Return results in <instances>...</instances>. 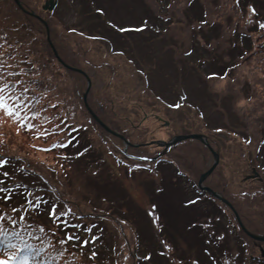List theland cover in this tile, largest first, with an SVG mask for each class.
<instances>
[{"label": "rangeland", "instance_id": "obj_1", "mask_svg": "<svg viewBox=\"0 0 264 264\" xmlns=\"http://www.w3.org/2000/svg\"><path fill=\"white\" fill-rule=\"evenodd\" d=\"M48 1L24 0L34 11L32 16L41 18L47 27L29 17L19 19L29 22V30L43 43L49 37L59 62L84 72L91 88L84 99L88 88L84 75L67 70L66 75L61 64L55 62L50 89L55 103L47 111V118L51 110L60 107L55 98L65 109L75 107L76 120L86 125L85 142L93 148L102 142L108 160L103 167L101 159L88 169L91 175H100L102 182L91 180L82 185L78 180L69 188L61 178L55 180L56 193L61 196L53 194L54 198L60 197L66 207L86 214V220L95 212L93 208L109 206L98 201V195L123 198L122 208L129 211L126 215L115 212L119 223L106 218L105 223L85 221L75 236L86 242V250L74 243L77 249L66 248V252L76 255L71 250L78 253L82 249L91 256L95 235H108L113 226L122 228L126 237L118 238L123 246L121 264L132 263L130 254L138 250L140 239L147 243L142 253L144 257L148 253L150 260L144 264H263L264 241L250 237L240 223L251 234L264 237V28L260 27L264 25V0H93L95 8L105 10L103 21L82 16L80 9L88 4L79 3V8L73 0H57L51 15L44 9ZM19 2L25 9L23 1ZM202 8L206 15L201 19ZM105 20L118 30L110 28ZM199 21L205 22L200 25ZM103 25L107 26L105 31L100 29ZM242 31L250 32L255 49H261V53L254 50L244 59L236 58L239 45L246 50ZM234 63L236 68L226 78H219L223 69ZM21 78L22 72L12 76L15 81ZM93 114L115 134L105 130ZM36 119L32 122L40 124L42 133L39 139H31L28 136H34L32 130L21 128L17 120L0 111V146L9 142L7 149L12 156L26 157L22 147L10 143L11 135L6 132H11L18 142L27 144L32 163L38 160L45 167L68 169L69 163L62 161L67 158L66 152L41 150L49 149L62 133L47 132L54 124L50 118L46 121L40 115ZM192 133L203 134L220 153L219 165L202 182V173L214 163L207 147L189 141L167 152L159 144ZM123 141L130 154L145 156L163 151L167 162L133 164L118 148L125 147ZM170 165L185 176H178ZM100 187L104 190L97 194ZM198 187L208 193L206 188L212 190L229 204L208 193L201 195ZM17 188L10 196L19 201L25 191ZM188 200H192L191 206ZM152 204L159 208L155 212L168 231V241L153 225ZM13 206L0 195L2 213L12 212ZM132 226L137 228V239ZM129 241L133 243L131 248L126 247ZM104 256L106 253L75 264H98ZM137 264L142 263L137 260Z\"/></svg>", "mask_w": 264, "mask_h": 264}, {"label": "trees", "instance_id": "obj_2", "mask_svg": "<svg viewBox=\"0 0 264 264\" xmlns=\"http://www.w3.org/2000/svg\"><path fill=\"white\" fill-rule=\"evenodd\" d=\"M7 1H9L11 5L7 3ZM22 1L24 3V0ZM73 1H76L75 6L79 8V3L88 4L83 5L84 7L80 9L82 12V16L91 15L92 19H96L98 21L102 20V17H104L105 10L102 8L94 7L96 1ZM24 5L25 9H21L16 4L15 0H0V37H2L0 38V45H3V47H0V49L3 50V53L0 54V59L4 60L5 62V66L2 71L5 74L11 72L15 73V75L22 72V78L19 81L12 80V76L7 75H5V79L9 85V89L13 90L15 95H20V93L24 89H27V91H24V102L26 105V109L21 110V116L29 117L30 119L27 122L34 125V128L32 130L34 136L30 137L29 135L28 137L31 139H39L42 133L39 130L40 124L32 122V120H37L36 118L40 115H42L43 120L47 119L46 121H48V119L50 118L49 120H51L54 124L50 127L49 131L47 132L50 134L61 132L62 135L59 136L58 141L51 142L48 148H52L51 150L61 149L59 147L53 146L64 144L65 141H68V145L62 149L63 152H66L67 158H64L62 161L66 164L69 163L68 165H70V167L66 169L67 171L59 173L56 167H45V165L43 166L42 161L37 160L32 163L29 160L30 158L28 159V154L30 153V150L28 151L25 148V145L27 144H22V142L20 141L18 142L16 137L13 136V133L6 132V134L11 135V137L9 138L10 143L17 144L18 149L22 147V149L26 153V157H21L20 155H15L17 157L12 156L10 150L7 149V145L9 144V142L3 146H0V195H13L16 189L10 191V194L7 192L8 190L12 189L9 188L11 184H18L14 181H19L21 180V178H26V176L27 178L30 177V180L35 183V195H29L27 198V202L24 201L27 210H25L20 204H18L16 206H13L12 212L2 213L0 210V215L4 216L6 226L9 227L11 225V222L8 218L9 216H11L12 219L17 221V230L22 232L24 231L26 225L31 224L32 227L28 228L27 231L32 232L34 236L40 235V233L38 232L39 228L44 229V233L41 239H32L25 234V239L28 240V243L31 244L33 248L40 250L39 254L36 255L35 258H29L28 264H75L77 260H95V258L98 259L103 256L104 253H106V256H104V258L100 261V263L98 262V264H121L123 246H120L118 238L119 236L120 238L126 237L123 235V230L118 227L113 228V226H111L110 232L107 233L108 235H104L102 234V232H98L95 235L92 241L95 242V251L93 250L89 252L91 256H88L87 252L84 253L82 249L81 252L78 253L75 250H71L72 252L76 253V255L69 254L66 252V248L68 250H70V247L77 249V247L73 246L74 243L78 244L79 248L82 247L86 250V242L83 241L81 238L76 237L75 234H79L80 228L85 226L87 221L91 220V223H105L104 218L109 220L112 219V221L115 220V217L117 218L118 214L115 212H123V214L126 215L129 213V211L124 210L122 208L124 200L123 198L115 197L113 195H98L95 196L97 200H101V202L104 203L106 206L108 203L109 206H107L106 208H100V206L98 208H93L95 209V212L93 213L92 217L89 218V220H86V214H82V212L80 211H74L73 208L60 206L61 201H59L58 198L57 200H55L52 190L54 185L56 184L55 180L63 178L64 182H66V185L69 188H72L73 184H75L78 180H82V185L90 184L89 182H91V180L102 182L100 175L98 176V174H95L93 176L90 174L88 169L90 167H94L95 164L100 163L101 159H104V162L102 161L103 167L104 164L108 162V160L106 158V151L104 150V147H102V142L98 147L94 148L93 144L85 142L86 137L84 129L86 125L85 123L83 124L76 120L75 107H68V109H65V107L62 106L60 101L55 98V100L57 101L56 104L60 105V107L58 108V110H51V115L49 118H47V111L50 110L52 104L55 103V101L53 100V96L51 95L50 89L51 85L54 82L53 66L55 65V62H59V59H57V57L55 56L48 41L43 43L42 39L37 36H34L33 31L29 30V22L24 21L23 23L21 21L23 17H29L31 20H33V22H35V20L36 22H41L38 18L32 16L31 13H33L34 11L30 10L25 3ZM49 14L53 15L54 12H49ZM202 15L203 16H201V19L204 17V15H206V11L203 10V8ZM19 17L21 20L19 19ZM160 18L161 16L156 18V21L158 22V19ZM205 21H199L198 24L202 25V23H204ZM105 22H107V25L110 28H113V30H118L111 22H108L106 20ZM140 26H143L144 29L148 28V25L141 24ZM100 29L105 31L107 29V26L103 25V27H101ZM69 32L77 35H79L80 33L77 30H69ZM242 33V44L244 45L246 50H243L242 46L239 45V48L236 50L238 51L236 58L244 59L247 53H252V51L254 50H256L255 53H261V49H255L256 46L250 37V32L242 31ZM87 36L90 37L92 35ZM57 37L58 35H55V40ZM41 45L42 49L40 47ZM47 48L51 49L50 53L45 52ZM233 48L234 44L232 45L231 49ZM60 64L63 67L62 69L65 70V72L67 70L79 73L74 69L66 68V66H64L62 63ZM235 65L236 64L234 63L230 66H226L223 69L224 72L222 71V76H219V78H226L228 72L236 68ZM64 78H66L65 75ZM71 95L73 96V103L76 105L77 102L75 101V96L74 94ZM76 95L79 98L78 94ZM42 100L44 101L42 102ZM76 107H79V105L77 104ZM24 135L26 136L27 134L25 133ZM189 141L196 140H187L185 142ZM181 144L182 143L177 146H180ZM79 152L84 154L76 156V154H78ZM260 165L262 166V164ZM44 167L47 170V175L44 174ZM170 167L174 169V172L176 171L175 166L173 167V165H170ZM70 169L73 170L69 171ZM176 173L178 176L183 177L181 171L177 170ZM173 176L174 178L176 177L175 174ZM103 190L104 189L100 187L97 191V194H101ZM46 204L50 205L49 213H47L46 209H44ZM29 209L30 217H27V214L23 215L24 213H27ZM127 211L128 213H126ZM54 212L56 213V215L53 214ZM20 217H24L25 219L20 220ZM31 219L33 220V222L31 221ZM116 222L119 223L118 221ZM86 228L89 229L90 226L87 225ZM117 229L119 233L117 232ZM131 230L134 231V236H137V228L132 226ZM167 232L168 231L165 228L164 234L167 235ZM68 236H73L74 239L67 240ZM61 240H67V242L61 245L59 243V241ZM123 240L127 241L126 239ZM141 240L142 239L139 240L138 246H136L138 250L136 252H131L130 254L132 260L131 264H137V254L141 255L142 250L146 249V241L140 242ZM49 241H51V245L48 243ZM132 244L130 241L129 244L126 242V247L128 246V248H131L133 247ZM53 257H55V259H53ZM143 257L144 256H142V258ZM263 260H261V262L264 264ZM148 261L150 262V260ZM140 262L144 264V261Z\"/></svg>", "mask_w": 264, "mask_h": 264}, {"label": "snow or ice", "instance_id": "obj_3", "mask_svg": "<svg viewBox=\"0 0 264 264\" xmlns=\"http://www.w3.org/2000/svg\"><path fill=\"white\" fill-rule=\"evenodd\" d=\"M264 28V25H260ZM2 38V37H0ZM3 47V45H0ZM5 66L4 60L0 59V111L8 116L12 117L19 122L21 128H26L31 131L34 128V125L28 123L30 119L27 116H21V110L26 109L24 102V89L20 95H15L13 90L9 89V85L5 79V75L13 76L15 73L5 74L2 69ZM11 93V94H10ZM8 100H12L13 103L10 105ZM46 135V133L42 134ZM67 145H54L53 147H65ZM42 151H50V149H41ZM56 215V213H53ZM9 221L11 222L10 227L6 226L4 216L0 215V256H5L6 259H0V264H28L29 258H35L39 254L40 250L33 248L31 244L28 243V240L25 239V234L32 239H41L44 233L43 228H39L38 232L40 235H33L32 232L27 231L28 228H31L32 225H26L24 231L17 230V221L12 219L9 216ZM24 217H20V220H24ZM73 236H68L67 240H73ZM67 240H61L59 243L61 245L65 244ZM51 245V241L48 242ZM55 259V257H53Z\"/></svg>", "mask_w": 264, "mask_h": 264}, {"label": "water", "instance_id": "obj_4", "mask_svg": "<svg viewBox=\"0 0 264 264\" xmlns=\"http://www.w3.org/2000/svg\"><path fill=\"white\" fill-rule=\"evenodd\" d=\"M15 2L17 3V5L20 7V8H22V6H21V4H20V2H19V0H15ZM50 4V5H49ZM55 6H56V2H55V0H50V2H48V3H46V6L44 7V9L45 10H49V11H52V10H54V8H55ZM23 9V8H22ZM32 15H35L34 13H32ZM39 18V17H38ZM39 19H41V18H39ZM41 21L42 22H44V24L46 25V27H47V24L45 23V21H43L42 19H41ZM48 41L50 42V44H51V41H50V39H49V37H48ZM52 45V44H51ZM54 52H55V54H56V56L58 57V55H57V53H56V51H55V49H54ZM59 60L61 61V59L59 58ZM63 63V62H62ZM64 65H65V63H63ZM66 67H68L69 68V66H67V65H65ZM74 70H76V71H78V72H80L81 74H83V75H85V77H86V79H87V82H88V88H87V91H86V93H85V95H84V97L86 98V96H87V94H88V92H89V90H90V88H91V81H90V79H89V77L84 73V72H82L81 70H78V69H74ZM94 115V114H93ZM94 117H95V119L104 127V129L105 130H107L108 132H111V133H114V132H112L105 124H103L95 115H94ZM115 134V133H114ZM188 139H197V140H200L202 143H204L205 145H207L210 149H211V151H212V153H213V156H214V163H213V165L209 168V170H207L205 173H203L202 174V176H201V179H200V181L202 182L207 176H209L215 169H216V167L218 166V164H219V154L217 153V152H215L210 146H209V144L207 143V141H206V138L203 136V135H201V134H190V135H181V136H176L175 138H173L172 139V141H170V142H168V143H166V142H160L159 144L160 145H163V146H165L166 148L167 147H169V146H171V145H173V144H176V143H178V142H180V141H182V140H188ZM206 190L207 191H209L213 196H215V197H217V198H219V199H221L222 201H224V202H226L227 204H229L226 200H224L221 196H219L217 193H215V192H213L212 190H210V189H207L206 188ZM236 216H237V214H236ZM237 218H239L238 216H237ZM240 225L242 226V228H243V230L250 236V237H252V238H254V239H257V240H260V241H264V237H259V236H255V235H253V234H251L249 231H247V229L243 226V224L242 223H240Z\"/></svg>", "mask_w": 264, "mask_h": 264}]
</instances>
